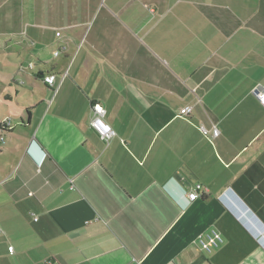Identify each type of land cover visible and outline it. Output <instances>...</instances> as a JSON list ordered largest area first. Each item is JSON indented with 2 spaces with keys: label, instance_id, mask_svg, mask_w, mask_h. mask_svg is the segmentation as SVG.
Instances as JSON below:
<instances>
[{
  "label": "crops",
  "instance_id": "obj_1",
  "mask_svg": "<svg viewBox=\"0 0 264 264\" xmlns=\"http://www.w3.org/2000/svg\"><path fill=\"white\" fill-rule=\"evenodd\" d=\"M196 1L215 8L145 27L117 0L93 19L91 0H31L25 30L6 20L0 61L19 64L0 83L27 97L2 94L14 122L0 127V264H264V106L251 92L264 86V0ZM210 229L222 241L207 252L195 241Z\"/></svg>",
  "mask_w": 264,
  "mask_h": 264
},
{
  "label": "rangeland",
  "instance_id": "obj_2",
  "mask_svg": "<svg viewBox=\"0 0 264 264\" xmlns=\"http://www.w3.org/2000/svg\"><path fill=\"white\" fill-rule=\"evenodd\" d=\"M105 1L106 3L109 2V0H91L90 4L94 5L91 7L92 14L90 16H92V19L98 12V16L103 14L105 10L102 8V4ZM30 2L31 0H0V39L3 37L2 32L7 29L6 20H8L9 27H13L15 31L25 30L28 27L29 23H27L25 19L21 18L19 11L22 6L28 5ZM77 4L79 3H74V5ZM116 5L119 9H133L135 11L134 14L136 17L134 19V23L130 24L141 27L156 24L160 21V16H162V14L168 16V18L163 21H167L169 23L170 17L174 15L175 12L193 11L201 13L203 10L205 11L215 8L206 1L205 3H203V1L198 3L196 0H117ZM225 8L226 5H223V9ZM6 13H13L12 18ZM89 20L91 21V19ZM55 30L61 29L59 27L52 28L51 32H54ZM18 64L19 63L17 60H2L0 61V73H6L9 71L6 69V67H12L14 69V66H17ZM15 87L16 86L14 83H11L9 88L0 83V117L3 116V119H10V122L7 123L8 125H10L9 123L13 124L14 119L7 111L8 106L6 103H4V95L2 94L5 93V95L11 97L10 99H7L10 102H6L14 105L15 107L17 106V103H22L27 97L24 94L15 92ZM9 89L11 90L12 94L9 93ZM16 94L19 96L16 97ZM11 126L12 125H10V127Z\"/></svg>",
  "mask_w": 264,
  "mask_h": 264
},
{
  "label": "built area",
  "instance_id": "obj_3",
  "mask_svg": "<svg viewBox=\"0 0 264 264\" xmlns=\"http://www.w3.org/2000/svg\"><path fill=\"white\" fill-rule=\"evenodd\" d=\"M56 53H58V51H56L55 54ZM42 80L48 86L53 87L56 80V74L51 72L45 73L42 75ZM251 92L257 98L259 103L264 106V86L257 84L253 86ZM191 109H192L191 105H184L183 107L180 108L179 114L188 115ZM90 112H91L89 119L90 127L97 132L99 137L105 143H108L116 135V131L112 127V125L105 119V107L100 101H93ZM2 122L8 125L7 123L10 122V119H3ZM199 129L201 133L205 136L216 137L219 133V129L216 124H212L211 127H207L201 124L199 125ZM2 140L3 137L1 136L0 141ZM200 187H201L200 184H196L195 186L192 187V189H190V191L188 192V198L190 200L195 199L200 195L199 192ZM0 232H2L1 228H0ZM259 234L260 237L264 239V227H262L261 232ZM221 241H222L221 234L216 229H210L206 232L199 233L196 237L195 242L201 250L210 252L213 248L218 246ZM12 249L13 246L9 245L8 250L12 251Z\"/></svg>",
  "mask_w": 264,
  "mask_h": 264
},
{
  "label": "trees",
  "instance_id": "obj_4",
  "mask_svg": "<svg viewBox=\"0 0 264 264\" xmlns=\"http://www.w3.org/2000/svg\"><path fill=\"white\" fill-rule=\"evenodd\" d=\"M38 74H40V73L38 72ZM0 127H1L2 129H5L6 127H8V125H6L4 122L1 121V123H0Z\"/></svg>",
  "mask_w": 264,
  "mask_h": 264
}]
</instances>
